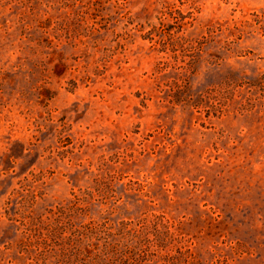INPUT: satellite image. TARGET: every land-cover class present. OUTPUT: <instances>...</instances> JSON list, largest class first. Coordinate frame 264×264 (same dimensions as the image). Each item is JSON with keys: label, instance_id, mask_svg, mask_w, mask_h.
<instances>
[{"label": "rangeland", "instance_id": "1", "mask_svg": "<svg viewBox=\"0 0 264 264\" xmlns=\"http://www.w3.org/2000/svg\"><path fill=\"white\" fill-rule=\"evenodd\" d=\"M0 264H264V0H0Z\"/></svg>", "mask_w": 264, "mask_h": 264}]
</instances>
